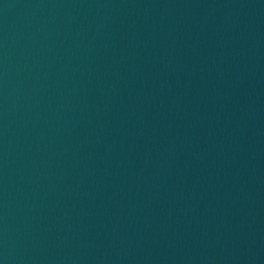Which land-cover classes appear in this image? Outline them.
I'll return each mask as SVG.
<instances>
[{
	"label": "water",
	"instance_id": "1",
	"mask_svg": "<svg viewBox=\"0 0 264 264\" xmlns=\"http://www.w3.org/2000/svg\"><path fill=\"white\" fill-rule=\"evenodd\" d=\"M0 264H264V0H0Z\"/></svg>",
	"mask_w": 264,
	"mask_h": 264
}]
</instances>
